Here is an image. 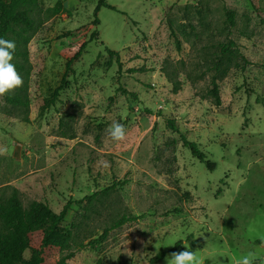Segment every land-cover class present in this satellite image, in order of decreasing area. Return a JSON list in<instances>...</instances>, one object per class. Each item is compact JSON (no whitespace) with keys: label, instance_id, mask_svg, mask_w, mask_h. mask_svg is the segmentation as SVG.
I'll return each mask as SVG.
<instances>
[{"label":"rangeland","instance_id":"1","mask_svg":"<svg viewBox=\"0 0 264 264\" xmlns=\"http://www.w3.org/2000/svg\"><path fill=\"white\" fill-rule=\"evenodd\" d=\"M57 1L60 13L46 17ZM105 2L113 9L100 8L94 26L96 0H38L28 108L0 101V199L15 190L24 207L69 205L68 247L43 249V264L70 252L65 264H150L185 241L203 264H235L250 251L264 264V0ZM113 122L124 141L108 135ZM123 216L135 219L113 228ZM29 239L38 248L40 232Z\"/></svg>","mask_w":264,"mask_h":264},{"label":"trees","instance_id":"2","mask_svg":"<svg viewBox=\"0 0 264 264\" xmlns=\"http://www.w3.org/2000/svg\"><path fill=\"white\" fill-rule=\"evenodd\" d=\"M100 8L113 9L107 5L105 0H96V6L92 12V24L94 26L98 24L96 13ZM60 11L61 2L57 1L53 7L43 12L46 17H49L58 15ZM40 12L38 0H0V37L15 41L16 50L12 63L24 81L21 88L6 95L2 101L6 105L25 110L28 108L26 93L30 75L27 46L33 34L39 28L40 21L35 14H39ZM227 19L232 24L233 13H228ZM95 36L96 32L93 31L89 40H95ZM85 46L86 43H82L73 56L66 61L63 78L58 88L55 89L52 99L49 100L50 104L53 102V98L57 96L58 90H61L65 86L64 80L67 73L71 70L70 66L80 57ZM105 52L110 60L114 58L117 65L120 66L117 52L107 48H105ZM224 52L228 53L229 50L224 49ZM210 86L208 96L211 98L213 105L218 107L221 104V100L214 77L210 80ZM118 90L122 91V89ZM166 128L178 133L177 125L173 120L167 121ZM180 142L182 147L189 151L192 158L205 164L208 170L213 169L214 164L206 160L204 153L200 151L194 142L188 141L184 136L180 137ZM93 196L95 195L86 198L92 200ZM68 208L69 205L66 204L58 213H55L46 203L39 201H33L24 207L15 190L8 197L0 199V264H43V249L58 248L60 250H66L69 242V233L63 230L61 224L64 221ZM134 219L133 217L123 216L113 225V228L119 227L125 222ZM107 231L104 230L103 237L107 234ZM36 232H40L41 234L40 245L38 248H33L30 244L29 236ZM180 244V242L176 243L169 251H158L149 260V263L155 264L161 261L167 253L176 252ZM26 251L30 252L27 259L23 257ZM72 256L73 252H70L60 258L55 264H65V261L71 259Z\"/></svg>","mask_w":264,"mask_h":264},{"label":"clouds","instance_id":"3","mask_svg":"<svg viewBox=\"0 0 264 264\" xmlns=\"http://www.w3.org/2000/svg\"><path fill=\"white\" fill-rule=\"evenodd\" d=\"M16 50L15 41L0 37V101L23 86V78L17 72L12 63ZM107 133L113 141L122 142L126 138L125 126L119 122H113L107 129ZM104 168L110 167L108 161H102ZM184 250L172 252L169 257H165L166 264H203L202 259L197 256L196 251L189 250L187 241L184 243ZM257 253L248 252L245 256L235 261V264H255Z\"/></svg>","mask_w":264,"mask_h":264},{"label":"built area","instance_id":"4","mask_svg":"<svg viewBox=\"0 0 264 264\" xmlns=\"http://www.w3.org/2000/svg\"><path fill=\"white\" fill-rule=\"evenodd\" d=\"M262 261H263V263H264V256H263V258H262Z\"/></svg>","mask_w":264,"mask_h":264}]
</instances>
